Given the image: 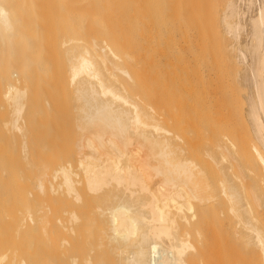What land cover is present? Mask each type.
<instances>
[{
	"label": "bare ground",
	"instance_id": "1",
	"mask_svg": "<svg viewBox=\"0 0 264 264\" xmlns=\"http://www.w3.org/2000/svg\"><path fill=\"white\" fill-rule=\"evenodd\" d=\"M10 1L0 0V70L5 79L2 80L6 83L3 98L8 108L7 118L2 125L8 133L19 135L20 151L25 158L23 159L27 160L29 155L24 141L25 122L22 123L27 89L16 81L18 73L25 71L26 65L31 66L35 61L33 59L29 63L26 52L21 57V51V55L14 57L15 51L20 50L18 46L21 48L24 41L22 38L19 40L23 28H20L19 21L16 20L13 6L9 7ZM52 1L53 5L57 4L56 0ZM150 2L152 16L159 17L162 21L163 31L169 42L168 47L171 43L172 48H176L183 55L179 82V144L177 147L173 146L165 135V129L152 119L153 117L144 113L145 118L141 112L143 108L126 95V88L116 84V73L124 75L127 79L130 77L127 69L120 67L125 58H121L123 61L119 66L110 61L106 51L114 57L117 53L114 51V54L109 49L111 44L108 47H99L100 55L97 54L98 46L94 42L91 47L86 44L72 46L70 43L73 39H63L61 43L67 63V81L72 88L75 103L73 114L76 115L74 125L77 133L76 154L79 158L77 164L85 175V189L93 195L102 193V196L99 195L102 199L100 201V197H96L100 202L96 203V206L93 203L95 208L92 211L79 212L75 203L80 202L81 195L75 187L78 183L72 179L73 176H78L73 174L71 177L73 172L70 175V167L57 168L52 175L53 179L59 178V182L57 189H54L56 186L50 185L52 194L55 190H63L67 194L66 200L74 206L71 207V204L67 203L71 208L56 212L59 208L54 207L55 212L52 211L49 257L43 258V254L40 258L26 257L20 249L36 248L35 244L39 239L34 237L33 240L30 237L28 227L25 226L26 231L16 227L10 231L11 237L6 240V245L3 243L6 247L3 246L5 251L0 252V264H194L193 257L196 259L195 264H264V0L256 1L258 6L254 5L257 7L255 17L250 18L252 24L249 26L253 27L255 39L252 40L253 47L250 49L254 63L250 68V75L247 74L252 86V93L248 95L247 100L248 118L257 142L251 144L250 150L259 170L261 188L247 183L245 169L237 162L225 140L216 144L214 149L213 145L206 143V134L202 131L208 93L199 82L200 64L203 62L200 52L207 48L218 51L224 49L226 41L222 35L232 41L239 38L240 25L238 18L235 20L234 8L237 1H233L235 4L232 0L224 1L222 8L217 7L221 12L217 10L216 14H219L216 19V16L214 19L212 16V10L217 9L214 8L212 0V4L209 0ZM62 3L64 4V1ZM21 5H24V2ZM32 11L34 12L33 9ZM105 11L108 9L104 10V13ZM25 12L23 10L24 14ZM108 12L110 13V10ZM108 12L106 13L109 15ZM67 13L69 15V12ZM237 13L239 15L238 11ZM105 16L103 14L102 17ZM215 26L221 28V31ZM105 43L107 44V41ZM69 44L72 47H69ZM118 44L116 43V46H119ZM234 50H237L234 60L246 63L242 50ZM31 57L29 54V58ZM107 64L110 69L106 68ZM189 65L191 72L188 71ZM147 116L152 120L151 123L146 122ZM42 178L38 177L35 182V188L40 193L46 187ZM25 214L31 221L32 214ZM177 224L182 227L181 230L177 229ZM46 228L41 227V232ZM187 228L194 231V245L191 243L193 240L189 241L188 237L192 234L190 235L191 231H186ZM1 233L3 235L2 231ZM24 233H28L30 238L28 235L29 239L21 238ZM7 236L6 229L5 238ZM41 243L44 244L40 242L39 246L36 245L40 247ZM192 253L193 261L187 259H190Z\"/></svg>",
	"mask_w": 264,
	"mask_h": 264
},
{
	"label": "rangeland",
	"instance_id": "2",
	"mask_svg": "<svg viewBox=\"0 0 264 264\" xmlns=\"http://www.w3.org/2000/svg\"><path fill=\"white\" fill-rule=\"evenodd\" d=\"M11 1L9 2V7L13 6L14 11H16L15 15H17L16 20L19 21L18 24L20 28H23L21 30L22 33L20 32L22 35L20 34L21 37L19 40H21L22 38V40L24 41L21 44L23 48H20L19 45L18 47L20 50H18V52L17 50L15 51L16 53L14 57H16V55L20 53H23L22 55L20 54L22 57L24 55V52H26L28 54L27 56V54L25 53L26 58L28 57V61L30 59L29 63L33 59V61H35L32 62L31 65L37 64L36 61L39 62V60L41 59H45L48 62L49 66L47 71L49 78L45 80L44 85H62L65 88V92L63 94V118L60 120L64 127V133L62 136H60V138H62L60 143L56 142L53 146L47 145L45 142H50V137L46 133L47 128L44 127V132L42 133L39 127V122L40 119H43L44 122H50L52 119H54L56 112H54V114L41 115L39 111L36 112L29 109L30 111L28 112V115L26 117L27 126L31 130L28 143L29 157L27 160H24L25 158L22 156V153L20 151L21 144L19 142V136L17 134L12 135L6 132L1 126L3 119L7 117L8 108L6 107L3 98V94L6 89V83L2 80L3 74L0 70V241L5 240L2 241V243L0 242V246L4 242L6 245V240H10V231H12L14 228H21V230L23 231L24 229H26V227H28L30 232H27L30 233V237L32 239L35 237L34 239H39L37 240V242L39 241L38 243L43 242L44 244H40V247L42 248L38 247V243H36L38 246L35 244L36 248H26L24 247V245L23 247H21L26 249H20V251L24 252V255H26V257L37 256V258H40L43 256V258H48L51 252L49 242L51 241L50 226H52L51 220L53 212H55L56 207L59 208V210H56V212H62V210H67L69 209L68 207L74 206L73 203L66 200L67 194L63 190H55L56 192L54 191V194H52L53 191L51 190L50 185H52L53 187L56 186V188L54 187V189H57V183L59 182V178L53 179V171L62 166L68 168L70 167V175L73 172L71 177L73 176V174H75V176H78H73L72 179H75V183H78L75 184V187L78 188L77 191L79 192V195H81L80 202L78 203L81 205L75 203V207L79 212H81V210L82 212L85 211L86 213L90 212V210L92 211V209L95 208L93 205L95 204L96 206L102 199V197H100L102 196V193L93 195L91 193L89 194V191H87L88 189H85L86 186L85 184H83L85 183V175L82 169L77 164L79 159L76 154L75 146L77 133H75L76 130L74 131L72 129L73 124H75L74 122L76 116L75 114H73L75 113V111L73 110L75 103L72 97L73 93H71L72 88L69 84V81H67L69 80L67 77V67H65L67 63L65 60V51H63L64 47L61 42L63 41V39L71 38L76 41L70 43L72 46L76 44H86L87 47H91L92 42H94L98 46V50H96L98 51L97 54L99 53L100 55L101 51H99V47H108L112 45L111 47H109V49L113 51V53L114 51L115 53L117 52V57L116 55L115 57L113 55L111 56V54L107 50L106 52H108L110 61L119 66L123 61H121V58H125L126 61L124 59V62L121 63L120 67L125 68V70L127 69V72L129 73L128 77H130L127 79V77H125L124 75L116 73L115 79H118V82L116 81V84L122 85L124 89L126 88L125 91L121 87L126 92V95L128 94L127 96H130V98H132L131 101L134 100L133 102H136L140 107L143 108L142 109L139 107L140 110L142 109L141 112L143 113L144 117L145 114L150 116L151 118L153 117L152 119H155V121H157L160 126L165 129V135L169 138V140L175 147H177V145L179 144L181 125V116L179 112V82L182 68L181 66L183 65V55L180 51L176 50V48H172L171 43L168 47L169 42L167 40V36L165 37L166 34L163 31L164 29L162 28V21H160L159 17L155 18L152 16V6L150 2L151 0H113V2H110V0H106L107 2H104L103 0H63L64 4L62 3V0H56L57 4L54 3V5L52 0H26V3L25 0H18L21 3L24 2V5H21V3L19 2L16 3L15 0V2H13V0ZM71 1L73 4L71 3ZM224 1L226 0H221L220 2H218L217 0H212L214 8H222ZM233 1L234 0H232V2ZM252 1L253 0L248 1L250 2L249 6L247 0H235L237 6L235 5L236 7L234 6V8H236V15L239 16L237 17L235 15V20L237 21L238 18V24L240 25L238 29V31L240 32H238L239 38L237 37L236 41H232V39L230 40L229 37L225 38L223 37L225 35H222V38H224V41H226L224 49L218 51L216 49L210 50V48H207L204 51H201L203 53L200 52V54H202L203 56L200 54L199 56H202L201 61L203 62L202 64H200L201 76H199V82L208 93L207 98L205 99L207 101L206 109L204 110L205 115L202 120V131L206 134V143H210V145H213V148L215 149L216 144L225 140L228 147L235 155L237 162L241 165L242 168L245 169L248 176L247 183H252L253 185L261 188L262 184L259 181V170L257 168L256 162L252 158L250 150L251 144H257V142L253 136L247 110V100L252 93L249 72L251 66L254 63V60L251 59L253 58V56L251 55V50L253 47L252 40L254 39V31H252L253 27L249 25L252 24L250 23L252 22L250 18L252 19V17H255V10H257L256 6H258V2H256L258 0H255L254 4H252ZM209 2L211 3V0H209ZM11 3H13L14 5ZM84 5L86 8L84 7ZM21 6H24L25 8ZM105 7H108V11L110 10V13L108 11H105V13L108 12L109 15L107 13H104V10H107ZM220 8L212 10L213 19L215 16V19L218 17V14L221 12L220 10H218ZM32 9L34 10V12L32 11ZM58 9L60 10L61 14ZM240 9L242 13H240ZM23 10L24 12L26 11L25 14L27 15L23 13ZM217 10L218 12H220L216 14ZM237 11L239 12V15ZM27 12H29L30 14ZM67 12H69V15ZM21 14L24 17L20 16ZM103 14L104 16L106 15L105 18L102 17ZM65 15L67 18L65 17ZM61 17L63 18V20H60L62 19ZM24 18L27 19L25 20ZM105 25L108 27H106ZM215 28L217 30L219 29L216 26ZM219 34L222 33L219 32ZM112 38L116 40L114 41ZM110 39L113 41H111ZM78 40L81 44L79 42V44L77 43ZM105 41H107V44L105 43ZM115 42L117 44L119 43L118 45L121 47L116 46ZM70 44L68 46L72 47ZM229 45H231L232 47H230ZM111 48H114L118 51ZM121 48H123L122 51ZM21 49L24 51L22 52ZM234 49L242 50L245 55L246 63H242L241 61L237 62L236 60H234V56L237 53V50ZM28 51L31 52L28 53ZM119 51L122 52L123 55H120L121 53ZM123 51L127 52L125 53ZM124 53L126 55L128 53V58H126V55ZM29 54L30 57L32 56V59L29 58ZM246 54L248 56H246ZM37 55L39 57H37ZM18 57L21 58L20 56H17V58ZM246 57L247 59L249 57V59L247 60ZM188 61H190V58H188ZM26 66L27 67H25V71H23L22 73L19 72L20 74L18 73V80L16 82L28 89V103L32 106V104H36L42 99L47 100L50 103L55 102L57 98H46L39 96L38 90L36 88L35 90L34 88L31 89L30 86H32V80L30 76L33 74L34 65L30 66L29 64ZM108 67H110L109 64L106 65V68ZM246 67L249 69V71ZM188 71L191 72L190 65L188 66ZM248 73L249 75H247ZM121 76L125 79H122ZM247 78L249 80H246ZM66 90L69 91V94H66ZM148 116V120L145 119L146 117H143V119L146 120V122L149 121V123H151L152 120L150 121ZM77 166L80 169H78ZM38 177H43L42 180H44V186L46 185L44 190L45 192L43 191L42 193H40L35 188V182ZM51 179L52 181H50ZM51 195H54V197ZM98 196L100 197V199L98 198ZM81 200H83V203H81ZM85 201H87V203ZM67 203L71 205L68 206ZM26 210H28L27 212H30L32 214L31 221H29V219L25 217V213H27ZM41 217L42 219H45H43L44 222H41ZM22 219L23 221H21ZM40 222L41 225L39 224ZM44 223L46 224V226H44ZM177 226V229H182V227L178 224ZM41 227L47 228L45 229V231L41 232ZM6 229L8 238H5ZM1 231L3 232V235H1ZM186 231L189 233L191 231L190 235L192 234V236L188 238L190 242L193 240V242L191 243L194 245V231L191 228L190 230L189 228H187ZM28 233H24L25 236L23 234L20 237H26V239H29L30 237ZM27 235L29 238L27 237ZM5 245L3 244L0 248L1 253L5 251ZM3 246L5 247L3 248ZM38 251H42L43 253H38ZM190 251L193 252L192 250ZM189 255L190 254H188V256ZM193 256L194 255L192 253L190 255V259H187L191 260ZM193 259L195 261V264V257H193ZM193 259L191 261H193Z\"/></svg>",
	"mask_w": 264,
	"mask_h": 264
},
{
	"label": "crops",
	"instance_id": "3",
	"mask_svg": "<svg viewBox=\"0 0 264 264\" xmlns=\"http://www.w3.org/2000/svg\"><path fill=\"white\" fill-rule=\"evenodd\" d=\"M32 65H34V68H33V74L30 76V78L32 80V82H31L32 86H30L31 89L34 88V90H35V88H36L38 90L39 96L46 97V98L53 97V98H57V100H55V102L50 103L47 100L42 99V100L38 101L36 104H32V106H31L29 103H27L28 101H26V100H28L29 93H28V89L25 87V89H27L26 90V100H25V108H24V112H23V116H22V117H24L22 123L25 122V123H23V126L25 127L24 128V131H25L24 132V137H25L24 141H25V144H27L26 146L28 148L29 136L31 134V130L27 126L26 117L28 115V112L30 111L29 109H31L32 111H36V112L39 111V113L41 115L54 114V112H56L54 119H52L50 122H44L43 119H40V122H39V127H40L41 132L43 133L44 127H46L47 128L46 133L50 137V139H49L50 142L46 141L45 143L47 145L53 146L54 143H56V142L60 143L61 142L62 138H60V136H62L64 133V127H63V124L60 122V120L63 118V109H64L63 94L65 92V88L62 85H50V86H48L47 84L44 85L45 80H47L49 78L48 71H47L49 64L45 59H41V60H39V62H37V64H32ZM17 84H19V83L17 82ZM71 93H72V91H71ZM66 94H69L68 90H66ZM7 115H8V113H7ZM6 118L7 117H5V119ZM5 119H3V121ZM1 126L3 127V125H1ZM72 129L75 131L74 124H73ZM4 130H6V129L4 128ZM26 132H27V135L25 136ZM20 142H21V140H20ZM27 154H28V151H27Z\"/></svg>",
	"mask_w": 264,
	"mask_h": 264
}]
</instances>
